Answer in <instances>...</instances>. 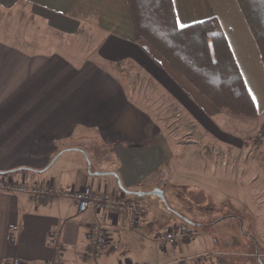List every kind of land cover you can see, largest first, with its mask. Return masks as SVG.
<instances>
[{
	"label": "crops",
	"instance_id": "obj_1",
	"mask_svg": "<svg viewBox=\"0 0 264 264\" xmlns=\"http://www.w3.org/2000/svg\"><path fill=\"white\" fill-rule=\"evenodd\" d=\"M19 4L67 37L91 32L98 39L93 59L80 64L0 42V177L29 172L68 193L35 198L12 185L0 188V264H201V256L238 242L226 237L210 246L201 235L188 245L163 246L160 235L149 242L148 255L137 258L120 236L127 224L140 227L132 224L130 210L145 209L141 200L153 195L150 190L165 180L188 182L180 177L185 157L192 153L195 164L218 175L216 168L233 166L234 151L264 126V64L237 0H173V5L179 27L219 22L256 119L218 110L152 47L136 41L127 0H0V10ZM127 72L130 83L123 78ZM132 79L145 90L132 87ZM173 109L176 122L192 119L191 144L171 141L169 128L162 127ZM84 188L92 189L93 200L81 214L71 193ZM207 188L195 193L208 199ZM247 191L242 186V199ZM118 199L125 205L114 211L110 206ZM248 207L243 201L231 210ZM94 227L112 241L98 257L90 236ZM198 240L205 245L201 251Z\"/></svg>",
	"mask_w": 264,
	"mask_h": 264
},
{
	"label": "rangeland",
	"instance_id": "obj_2",
	"mask_svg": "<svg viewBox=\"0 0 264 264\" xmlns=\"http://www.w3.org/2000/svg\"><path fill=\"white\" fill-rule=\"evenodd\" d=\"M97 39L91 32L86 33L85 36L67 37L54 31L43 21L37 19L31 8L24 4H19L11 10H0V42L26 49L29 53L58 54L80 64L93 59ZM123 78L130 83L131 75L129 72ZM134 80L136 81L134 82ZM134 80H131V83L134 84L132 87H138L144 91L145 85L138 86L137 84L136 86L135 83L138 81L137 79ZM132 87L131 89H133ZM174 111V109L170 111V119L162 120L164 121L161 124L162 127L169 128L167 136L171 141L191 144L192 119L187 118V116L177 119L180 122H186L184 128L177 127L179 122L174 120L176 118L172 115ZM256 136L247 140L242 150L234 151L236 160L233 166L216 168L218 175H211L209 173L210 168L204 169L195 164L192 153L191 159L185 157L181 161L180 177L186 176L188 182L180 183L177 181L174 184L165 180L150 190L151 193L156 190L163 192L164 200L158 196L150 195L141 200L142 208L145 209H138L135 205L130 210L132 224L137 223L140 227L133 229L127 224L126 229L124 227V231L120 234L123 241L130 242L128 252L137 258L146 257L151 248L149 242L168 233H181L174 243H170L173 245H188L198 236L207 235L206 240L209 245L218 246L219 243L225 241L226 237L231 239L236 236L238 242L235 241L227 247L219 246L218 252L201 256V264H212L209 261L211 255L214 257L226 256V261L229 263L232 261L233 264H258L257 257L263 259L264 262V141L262 139L259 143L255 140ZM228 137L231 139L230 136ZM185 154L190 155L188 151H185ZM240 159H244V163L248 160L250 165L255 164V166H246V163H240ZM228 174L233 177H221ZM246 174L247 176H245ZM33 178L34 174L32 173L15 170L8 177H0V188H9L12 185L15 188H22L35 198L68 194L63 190L56 191L49 184L41 183ZM201 182L205 184H200ZM204 186L208 187L206 195L209 200L203 199L201 195L195 193ZM209 186L212 187V190H209ZM242 186L248 190L247 194L243 195V199L241 198ZM43 192L45 194L39 196ZM232 193L236 194L237 197H233ZM243 201L248 203L249 210H231L232 207L241 208ZM180 216L185 217L186 220L195 225L188 224ZM224 217L229 218L225 219ZM238 218L243 222L247 235L255 236L258 239L261 247L260 254H254V248L251 246L248 250L245 249L243 241H241V225L240 221L237 220ZM197 225H207L210 228L202 229ZM199 240L197 241L198 245ZM142 244H145L144 248ZM111 246L112 243L106 250H110ZM199 247H202L200 248L201 251L205 245H199ZM148 259L150 260V256Z\"/></svg>",
	"mask_w": 264,
	"mask_h": 264
},
{
	"label": "trees",
	"instance_id": "obj_3",
	"mask_svg": "<svg viewBox=\"0 0 264 264\" xmlns=\"http://www.w3.org/2000/svg\"><path fill=\"white\" fill-rule=\"evenodd\" d=\"M127 1L136 41H144L152 47L218 110L246 119L257 118L255 103L216 19L179 27L173 0ZM237 2L255 38L264 64V0ZM263 138L264 126L255 140L260 143ZM10 173L12 172L3 174ZM180 217L188 224L195 225L185 217ZM237 220L240 221L245 249L248 250L251 246L254 254H260L258 239L247 235L243 222L239 218ZM197 226L202 229L210 228L207 225ZM226 259V256L209 257L212 264H233ZM256 260L258 264H264L260 257Z\"/></svg>",
	"mask_w": 264,
	"mask_h": 264
},
{
	"label": "built area",
	"instance_id": "obj_4",
	"mask_svg": "<svg viewBox=\"0 0 264 264\" xmlns=\"http://www.w3.org/2000/svg\"><path fill=\"white\" fill-rule=\"evenodd\" d=\"M44 194L45 193L43 192L39 196H42ZM71 195L72 198L77 202V209L78 212L81 214L85 213L92 204L93 191L90 188H84L80 192H72ZM115 202L117 203V205L110 206V208L114 209V211H116L120 206L125 205L124 200L118 199ZM180 235L181 233L179 232H177L176 234H172V233L165 234V236H163V238L161 239L160 243L162 245L168 243H174L177 240V238L180 237ZM90 236L93 242L94 254L96 257L100 256L104 252V250H106V248H108L112 243L109 234L103 229L97 227L91 229Z\"/></svg>",
	"mask_w": 264,
	"mask_h": 264
},
{
	"label": "water",
	"instance_id": "obj_5",
	"mask_svg": "<svg viewBox=\"0 0 264 264\" xmlns=\"http://www.w3.org/2000/svg\"><path fill=\"white\" fill-rule=\"evenodd\" d=\"M152 194L155 195V196H158V197H160V198H162L164 200L163 192H161L159 190H156Z\"/></svg>",
	"mask_w": 264,
	"mask_h": 264
}]
</instances>
